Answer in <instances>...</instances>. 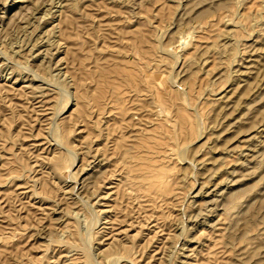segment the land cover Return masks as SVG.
Masks as SVG:
<instances>
[{
    "label": "rangeland",
    "instance_id": "1",
    "mask_svg": "<svg viewBox=\"0 0 264 264\" xmlns=\"http://www.w3.org/2000/svg\"><path fill=\"white\" fill-rule=\"evenodd\" d=\"M0 264H264V0H0Z\"/></svg>",
    "mask_w": 264,
    "mask_h": 264
},
{
    "label": "bare ground",
    "instance_id": "2",
    "mask_svg": "<svg viewBox=\"0 0 264 264\" xmlns=\"http://www.w3.org/2000/svg\"><path fill=\"white\" fill-rule=\"evenodd\" d=\"M178 40H179V39H178ZM180 40H181V39H180ZM182 41H183V40H182ZM178 43H179V42H178ZM113 86H114V85H113ZM130 115H131V114H130ZM178 117H179V116H178ZM141 119H142V118H141ZM142 123H143V122H142ZM131 125H132V124H131ZM98 136H99V135H98ZM248 140H249V139H248ZM47 143H48V142H47ZM110 145H111V144H110ZM172 148H173V147H172ZM140 152H141V151H140ZM76 153H77V152H76ZM157 153H158V152H157ZM30 154H31V153H30ZM153 155H154V154H153ZM32 156H33V155H32ZM111 156H112V155H111ZM151 156H152V155H151ZM140 157H141V156H140ZM53 158H54V157H53ZM139 159H141V158H139ZM155 160H156V159H155ZM253 160H254V159H253ZM137 162H138V161H137ZM142 162H143V161H142ZM105 163H106V162H105ZM113 163H114V162H113ZM241 163H242V162H241ZM140 165H141V164H140ZM141 167H142V166H141ZM146 167H149V166H146ZM121 168H124V167H121ZM142 168H143V167H142ZM150 168H151V167H149V169H150ZM119 169H120V168H119ZM125 169H128L129 171L131 170V169L128 168V167L125 168ZM125 169H124V170H125ZM122 170H123V169H122ZM135 170H136V169H135ZM142 170H143V169H142ZM145 170H147V168H145ZM150 170H152V169H150ZM209 170H210V169H209ZM115 171H116V170H115ZM115 171H114V172H115ZM125 171H126V170H125ZM129 171H127V172H129ZM131 171H132V170H131ZM112 172H113V171H112ZM116 172H117V171H116ZM119 172L121 173V170H119ZM119 172H118V173H119ZM137 172H138V171H137ZM141 172L146 173L145 171H141ZM147 172H149V170H148ZM122 173L124 174V172H122ZM143 173H141L143 176H146V175H147V173H146V175L143 174ZM149 173H150V172H149ZM149 173H148L147 176H150V175H151L152 177H155V176H153L155 173H154V174L151 173L150 175H149ZM112 174H113V175H116V174H114V173H112ZM125 174H126V173H125ZM141 174H140V175H141ZM120 175H121V174H119V177H120ZM155 175H157V174H155ZM105 176H106V175H105ZM134 176H135V175H134ZM157 176H158V175H157ZM121 178H123V176H121ZM135 178L137 179L136 176H135ZM141 178H142V176H141L140 178H138V179H141ZM149 178H151V177H149ZM112 179H113V178H112ZM118 179H119V178H118ZM142 179L146 180V179H148V178L146 177V178H142ZM151 179H152V178H151ZM132 180H135V179L132 178ZM153 181H154V180H153ZM108 182H109V181H108ZM118 182H120V179L118 180ZM145 182H146V181H145ZM150 183H151V181H150ZM153 183H155V182H152V184H148V185H149V186H150V185H153V186H154ZM157 183H158V182H157ZM145 184H146V183H145ZM136 185H137V184H136ZM217 185H218V184H217ZM205 186H206V185H205ZM150 187H151V186H150ZM156 187H157V186H156ZM201 187H202V186H201ZM125 192H126V191H125ZM152 192L155 193L154 191H152ZM120 193H121V192H120ZM115 194H116V193H115ZM149 194H150V193H149ZM199 194H200V193H199ZM152 195H153V194H152ZM154 195H155V194H154ZM154 195H153V196H154ZM156 195H157V194H156ZM121 196H122V194L120 195V197H121ZM153 196H151V197L153 198ZM109 197H110V196H109ZM125 197H126V194H125V196H124L123 198H125ZM149 197H150V195H149ZM121 198H122V197H121ZM121 198H120V199H121ZM126 199H127V197H126ZM129 199H130V198H129ZM149 200H151V199H149ZM120 201H121V200H120ZM125 201H127V200H125ZM125 201H124V202H125ZM158 201H159V200H158ZM146 202H147V201H146ZM153 202H154V201H153V199H152V202H151V203L153 204ZM165 202H166V201H165ZM148 203H149V202H147L146 204L148 205ZM151 203H149V204H151ZM150 206H151V205H150ZM112 207H113V206H112ZM124 207H125V206H124ZM124 207H123V208H124ZM151 207H152V206H151ZM110 208H111V207H110ZM116 208H117V206H116ZM148 208H149V207H148ZM149 209H150V208H149ZM136 211H137V210H136ZM118 214H119V213H118ZM74 215H75V214H74ZM111 215H112V214H111ZM75 216H76V215H75ZM112 216H113V215H112ZM146 216H147V215H146ZM148 216H149V215H148ZM153 216H154V215H153ZM132 217H133V216H132ZM155 218H156V217H155ZM155 218H154V219H155ZM81 219H82V218H81ZM134 221H135V220H134ZM109 222H110V221H109ZM136 222H137V221H136ZM140 223H141V222H140ZM155 223H156V222H155ZM156 224H157V223H156ZM132 225H133V224H132ZM70 232H71V231H70ZM110 233H111V232H110ZM138 233H139V232H138ZM72 237H73V236H72ZM113 243H114V242H113ZM108 245H109V244H108ZM119 247H120V246H119ZM117 248H118V247H117ZM121 248H122V247H121ZM69 252H70V251H69ZM115 259H116V258H115ZM118 259H119V258H118ZM125 260H126V259H125ZM126 261H127V260H126Z\"/></svg>",
    "mask_w": 264,
    "mask_h": 264
}]
</instances>
